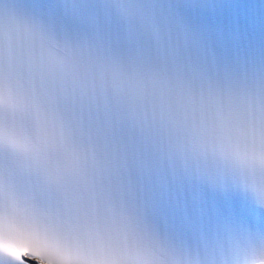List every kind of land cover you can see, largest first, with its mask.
<instances>
[{"label":"snow or ice","instance_id":"obj_1","mask_svg":"<svg viewBox=\"0 0 264 264\" xmlns=\"http://www.w3.org/2000/svg\"><path fill=\"white\" fill-rule=\"evenodd\" d=\"M171 31L0 0V264H264V70Z\"/></svg>","mask_w":264,"mask_h":264},{"label":"clouds","instance_id":"obj_2","mask_svg":"<svg viewBox=\"0 0 264 264\" xmlns=\"http://www.w3.org/2000/svg\"><path fill=\"white\" fill-rule=\"evenodd\" d=\"M142 2L156 15L163 26L171 28V39L177 48L189 51L198 47L210 49L209 44L196 30L191 19L184 14L183 9L178 7L184 0H142ZM176 25H186L188 28ZM255 264H259V261Z\"/></svg>","mask_w":264,"mask_h":264}]
</instances>
